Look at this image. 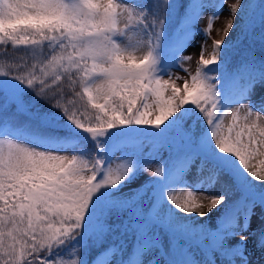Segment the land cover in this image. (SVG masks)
Listing matches in <instances>:
<instances>
[{"label": "snow or ice", "instance_id": "obj_1", "mask_svg": "<svg viewBox=\"0 0 264 264\" xmlns=\"http://www.w3.org/2000/svg\"><path fill=\"white\" fill-rule=\"evenodd\" d=\"M209 6L195 73L161 68L170 13L178 63L191 60L182 53ZM257 20L264 0H0V45L44 57L28 71L0 63V264H248L253 227L264 249V170L251 163L264 156V110L250 101L264 63L245 52L229 71L223 54L237 23L252 35ZM40 101L55 111L39 112ZM20 115L42 132L8 123ZM81 137L91 150H77Z\"/></svg>", "mask_w": 264, "mask_h": 264}, {"label": "rangeland", "instance_id": "obj_2", "mask_svg": "<svg viewBox=\"0 0 264 264\" xmlns=\"http://www.w3.org/2000/svg\"><path fill=\"white\" fill-rule=\"evenodd\" d=\"M125 2L132 4L136 8L144 9V8L150 7L152 0H125ZM208 2L210 4L211 0H208ZM229 2L231 3L232 0H229ZM261 6H262L261 3L257 4L258 8ZM214 12H215V9L212 8L211 6L207 7L203 11L202 18L196 24L195 29L193 31L191 43H189L185 47L182 53V55L191 56L192 58L191 60L181 59L180 61H178V63H175L174 60H170L169 55H168L169 40L172 38L173 31L176 27V14L170 13L168 20H167V31H166V34L163 40V49H162L163 62L160 65L161 68H165V66H167V68H169L173 72L174 76H179V77H186L188 73H192V74L195 73V70L198 67L199 48H200V45L204 42V36L201 30L207 26L208 17L213 15ZM241 19L242 20L245 19L244 21H247V17L244 16L243 13L241 14ZM225 22H226V19H225L224 14H221L220 18L214 21V27H213V31L211 34V40L207 41L208 46L205 52L206 58H210L212 54V40L221 39L223 37V33L220 31V29L222 25L225 24ZM236 28H237L236 31L230 32L228 34V37L226 38V44L231 45V47L235 46L236 43L238 44L244 39H246L247 41L249 39L252 45H254L252 39H254L256 42L262 41L260 33L264 32L263 21L257 20L255 24L256 31L252 35H248L247 32L242 33L241 32L242 25L239 22L237 23ZM129 37H130L131 42L137 47L136 55L141 56L145 54L147 50V43H146V38L143 36V34L138 33V32L130 33ZM126 42H128V40H126ZM246 47H249V46H246ZM228 48L230 47H225L224 51H226ZM49 51L50 50L45 49V53H48ZM12 55H13L12 58L6 59L5 56H3V54H0V63L10 64V65H19L20 68H14L13 69L14 72L20 71L21 68L24 71H28L31 65L33 64L39 65L40 61L44 59L42 55H34L30 49H25L23 47L17 48V53H13ZM10 59H11V62H9ZM185 69H187V72L185 71ZM212 74H216V73L213 72ZM182 83H183V80H177V84L182 86ZM26 95L28 96L29 99H32L31 94H26ZM250 101H251L252 106L256 108L257 110H264V84H260L255 88L254 92L252 93L250 97ZM34 107L36 110H39V112L41 113L55 111L53 109H50L49 105L45 104V106H43V104L39 102H37ZM87 115L92 116L94 115V113L90 111L87 113ZM229 124H231V115H228L224 118V125L227 126ZM81 149L87 151V150H91L92 148H90L89 146L87 147L79 146L77 148L78 151ZM161 155L163 158L165 159L167 158L166 151L162 152ZM160 162L161 160L157 159L151 165V167L155 169L156 165L159 164ZM251 163L255 167L264 170V156H257L251 161ZM150 176H151L150 172H143L142 176L138 177L132 186L135 187L136 184L140 183L142 180L146 179V177H150ZM185 178L189 180L191 183H195L198 181V179H200V177L196 176L195 171L190 172ZM258 187L264 188V186H258ZM215 190L216 189H209V191H215ZM204 191H205L204 188L200 189L201 193H203ZM176 194L181 197L186 196V192H180L179 190H177ZM197 202H199V200H197ZM205 211L207 210L205 209ZM261 215H264V209H261L257 213L258 220ZM216 216H217V213L214 211L212 214L209 215V217L205 219L207 223L214 225ZM200 222H204V221H200ZM252 233L253 235L249 236V240L245 245V249H246L245 254L248 258V264H264V249L256 247V241H255V235H254L255 227L252 228ZM63 254L64 253H62V255ZM113 264H115V261L113 262ZM161 264H163V261H161Z\"/></svg>", "mask_w": 264, "mask_h": 264}, {"label": "trees", "instance_id": "obj_3", "mask_svg": "<svg viewBox=\"0 0 264 264\" xmlns=\"http://www.w3.org/2000/svg\"><path fill=\"white\" fill-rule=\"evenodd\" d=\"M246 19V18H245ZM244 19V20H245ZM264 23V21H263ZM252 45L250 43V40L248 41L246 39L242 40L238 44L236 43L235 46H232L228 48L226 51H224L225 55V65L226 68L231 71L234 70L237 65L241 62L242 56L245 52L249 53L251 57H254L257 63H264V41H258L256 42L254 39ZM249 46V47H246ZM17 53V48H14L12 45H0V54H3L6 59L12 58V54ZM11 62V59L9 60ZM42 103L43 106H45V103L42 101L39 102ZM9 111H12V109H9ZM85 110L81 108V112L83 113ZM92 112L91 109H88V112ZM8 123H11L13 127L23 126L25 124H28L29 127L27 128V131L29 133H37L42 132V130L38 127V125L35 122H30L27 116L20 115L15 120L8 121ZM3 122L0 121V125H2ZM65 130L63 128L58 130L59 134H63ZM81 142L79 140L75 141L77 145L86 143V146H91V142H87L84 137L80 138Z\"/></svg>", "mask_w": 264, "mask_h": 264}]
</instances>
